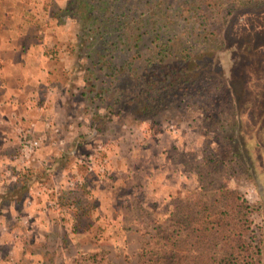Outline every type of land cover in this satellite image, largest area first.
Instances as JSON below:
<instances>
[{
    "label": "rangeland",
    "instance_id": "1",
    "mask_svg": "<svg viewBox=\"0 0 264 264\" xmlns=\"http://www.w3.org/2000/svg\"><path fill=\"white\" fill-rule=\"evenodd\" d=\"M4 1L0 0V8ZM68 2L50 6L52 21L45 13L49 3L39 6L28 21L44 44L43 52L36 55L51 63L53 80L59 84L50 115L27 123L20 119L11 131L15 148L2 151L3 180L12 190L8 192L13 206L19 208L14 216L18 227L12 230L6 223L5 231L10 233V242L26 254L24 264H163L162 249L168 251L157 242L161 238L158 229L176 230L169 219L171 212L196 199L199 174L221 179L224 173L227 185L254 208L246 216L261 239L260 264H264V2L251 6L247 0H236L219 40L222 49L196 63V72L229 83L238 109L234 136L248 175L229 161L222 170L208 168L211 171L206 174L204 156L221 153L224 157L227 145L222 131L201 111L183 108L145 122L134 119L132 107L121 101L111 112L95 116L98 121L93 123L94 114L108 109L111 98L106 93L101 100H90V94L79 93L84 58L70 57L64 48L67 37H74L82 27ZM19 22L0 14V32ZM36 100L34 108L40 113L42 100ZM27 129L30 138H40L30 159L21 152L20 138ZM36 177H44L40 182L47 186H34ZM37 204L41 210H65L56 216L62 223L46 235L40 229L32 232ZM0 246L1 258H8L2 264H12L6 244Z\"/></svg>",
    "mask_w": 264,
    "mask_h": 264
},
{
    "label": "trees",
    "instance_id": "2",
    "mask_svg": "<svg viewBox=\"0 0 264 264\" xmlns=\"http://www.w3.org/2000/svg\"><path fill=\"white\" fill-rule=\"evenodd\" d=\"M235 1L69 0L82 30L67 37L64 50L70 57L84 58L79 93L90 94V100H101L106 93L111 98L109 108L97 111L92 122L121 101L132 107L134 119L145 122L183 108L201 111L222 131L227 145L224 157L204 156L206 174L222 170L229 161L248 175L234 136L238 109L228 81L196 72L198 61L222 49L219 40L238 4ZM258 1L247 3L256 6ZM198 180L196 199L171 212L176 230L158 229L157 242L168 251L162 249L160 260L163 264H260L261 239L246 216L253 206L227 185L225 173L221 179L199 174Z\"/></svg>",
    "mask_w": 264,
    "mask_h": 264
},
{
    "label": "crops",
    "instance_id": "3",
    "mask_svg": "<svg viewBox=\"0 0 264 264\" xmlns=\"http://www.w3.org/2000/svg\"><path fill=\"white\" fill-rule=\"evenodd\" d=\"M43 3H49L46 5L48 9L45 13L48 16V21H52L54 18L50 13V6L60 4L61 0H5L1 3L0 14L6 20L20 22L17 27L8 24L9 26L4 27L0 32V36L5 37V40H0V165L3 164L2 151H13L16 146V140L12 137L11 132L14 126L19 124L20 119L23 120H21L22 123H27L28 120L40 118L42 114L49 116L53 95L59 86L58 81L53 80L54 73L51 71V63L44 61V57L38 58V55L44 50V44L42 45L38 40L37 29L34 26H29L28 23L29 20H33L36 11ZM24 38L30 42L24 41ZM57 95L56 91L54 98ZM36 98L42 100L41 110H43L40 113L34 108L38 100ZM45 159L48 158L45 157ZM2 171L3 169L0 168V236L6 241L0 240V245L1 243L6 244V252L12 253V264H24L26 254L21 253L22 249L16 248L14 243L10 242V233L5 231L8 228L6 223L12 225V230L18 227L14 222V216L18 213L19 208L13 206L15 202L11 199L12 194L8 192L11 188L7 187V180H3ZM44 177L41 179L43 180ZM42 180L36 177L34 186L37 185L39 189L47 186L44 182H40ZM46 180L49 182L50 179ZM37 207V211H33L30 223L32 232L40 229L43 235H46L47 230L62 223L56 216L63 215L64 209L41 210L38 204ZM4 257L3 255L2 259L0 256L1 264L4 259L8 260Z\"/></svg>",
    "mask_w": 264,
    "mask_h": 264
},
{
    "label": "built area",
    "instance_id": "4",
    "mask_svg": "<svg viewBox=\"0 0 264 264\" xmlns=\"http://www.w3.org/2000/svg\"><path fill=\"white\" fill-rule=\"evenodd\" d=\"M29 129L21 136V152L23 158L30 159L31 155L40 146V138H30L28 133Z\"/></svg>",
    "mask_w": 264,
    "mask_h": 264
}]
</instances>
